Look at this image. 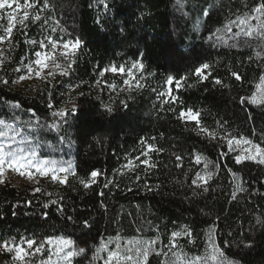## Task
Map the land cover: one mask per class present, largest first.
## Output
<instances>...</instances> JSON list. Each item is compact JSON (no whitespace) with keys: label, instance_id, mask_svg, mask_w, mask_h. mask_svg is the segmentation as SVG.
Segmentation results:
<instances>
[{"label":"trees","instance_id":"trees-1","mask_svg":"<svg viewBox=\"0 0 264 264\" xmlns=\"http://www.w3.org/2000/svg\"><path fill=\"white\" fill-rule=\"evenodd\" d=\"M260 2L49 0L50 7L44 9L41 0L31 9L41 20L30 18L25 27L17 25L2 51L6 58L0 77L8 83H0V119L16 123L40 157L70 162L77 175L67 174V184L49 179L31 186L1 184L0 239L41 242L64 237L77 250L85 249L73 264H103L101 258L93 260V254L110 237L159 236L162 244L157 247H163L173 231L183 232L187 226L194 243L183 234L177 243L196 255L204 253L207 230L215 226L213 238L230 259L264 264V165L250 160L237 164L227 144L228 139L243 136L264 147V105L241 103L264 74V41L233 38L236 27L223 30L229 20L251 14ZM217 28L222 31L217 33ZM47 37L81 39L68 75L57 73L38 83L16 85L21 65L34 59L39 42ZM135 60L145 64L140 88L120 89L117 75L100 76L105 67L128 66ZM203 63L211 65L206 70L211 75L201 81L194 70ZM63 67L67 69L68 61ZM170 75L187 79L173 88L171 96L178 101L170 97L166 103L159 101L158 92ZM216 79L222 84H215ZM112 83L114 90L107 86ZM69 97L76 113L67 122L53 117L54 110L72 107ZM13 103L20 108H13ZM186 108L200 112L201 126L215 132V139L201 133L194 121L178 118ZM54 122L57 129L49 127ZM148 144L159 151L149 152L150 163L156 166L146 169L135 158H145L141 153ZM197 154L206 158V171L213 172L206 185L192 183L197 171H205L203 161L195 163ZM129 159L139 167L126 171L122 166ZM93 170L100 175L85 188L79 181L89 179ZM237 184L244 191L233 200ZM162 259L150 255L149 264H161ZM0 264H12L9 253L0 251Z\"/></svg>","mask_w":264,"mask_h":264},{"label":"snow or ice","instance_id":"snow-or-ice-1","mask_svg":"<svg viewBox=\"0 0 264 264\" xmlns=\"http://www.w3.org/2000/svg\"><path fill=\"white\" fill-rule=\"evenodd\" d=\"M41 0H0V20L6 19V26H3V34H0V44L4 43L6 40L10 41L14 28L19 25L25 27V22L30 18L39 21L41 16L39 14L32 15L30 13L31 9L36 8L37 4ZM43 8L48 9L50 7L49 0H42ZM105 10L108 9V4L104 3ZM207 15V12H205ZM257 21L256 24H252L251 21ZM236 27L238 31L233 33V38L240 37L243 35L249 39L258 38L264 41V0H261L250 13H244L242 15H237L234 20H229L223 27L224 31L232 32V28ZM55 31V29H53ZM222 29L217 28L216 32H221ZM47 44L44 41L39 42V46L42 49H47L48 51H37L35 52L36 59L29 64L25 65L27 68V74L21 75L18 81H24L26 79H31L35 76L38 79H46L47 77H55L58 73L61 76L68 75V69L71 68L72 64L75 63L74 57L77 51L81 48L82 41L79 38L68 39V40H53L51 37H47ZM35 44L36 41H31ZM236 46V45H233ZM257 56L260 55L259 52L256 53ZM58 56L62 57L64 60L68 61L67 69L64 68L58 60ZM5 56L0 52V66L4 64ZM51 65V68H50ZM35 66V67H34ZM211 65L208 63H203L199 67H196L194 74L200 78L201 81L207 80L211 75L210 72L206 73V70L210 69ZM47 70V71H46ZM135 70V71H133ZM145 70V64L141 60H135L131 63V67L126 68L125 65H111L105 67L101 72L100 76H104L105 73L111 72L113 74H126L127 79L123 81L129 89L133 87V81H135V87L140 88V80L144 79L143 75L139 79L136 77V73H143ZM20 71V69H16ZM149 75H154V73H149ZM232 76L236 80H241V76L232 72ZM187 77H181L180 80H175L173 76H168L166 79V84L171 85L175 80L177 87L181 86V80H186ZM0 83L7 84L8 81L0 77ZM100 81H97L99 84ZM215 84H222V81L216 79ZM111 89H115L117 86L115 83L107 85ZM78 87V85H77ZM171 88L168 92L160 93L161 96L171 95ZM80 95H83L81 92ZM247 100L248 103L253 105H264V74L259 77V82L255 85V91L249 97H242L241 103ZM172 102H177L178 98L176 96H171ZM166 103L169 101H165ZM67 103L72 104V98L69 97ZM13 108H20L19 103H13L11 105ZM49 108L53 105L49 103ZM127 107V105H125ZM108 112L112 111L110 106H106ZM174 110V109H173ZM77 111V106L72 104L71 108L62 107L52 112L53 117H59L65 122L66 118L70 115L75 114ZM200 112L194 111L192 108L182 109L179 112V117L181 120L194 121L198 130L211 138H216V133L210 131L209 129L202 127L200 122ZM50 128L57 129L59 127L58 123H52L49 125ZM230 135V134H229ZM264 136V132L261 133ZM17 137H22V130L17 126L16 123L8 122L4 119H0V184L5 183V175L8 172L16 173L22 178H26L29 181L39 182L37 176L40 178H50L53 182L59 184L68 183V173L72 176L77 175L73 165L69 162L67 167L64 166L62 162H58L55 159L41 158L39 153L35 148L29 147L31 141L27 137H22L19 142H17ZM144 143V141H142ZM229 151H233V145L240 148V152L235 156V162L237 164L242 163L245 160L254 161L258 164L264 165V147L260 144L254 143L251 139L246 137H232L227 140ZM25 145V146H20ZM247 147H242V146ZM159 151L155 149L153 145H147V151L141 153L145 158L140 159V156L135 158L139 161V164H143L147 168L155 167L154 163H150L151 158L149 157V152ZM176 160H182V157L176 156ZM204 162V174L200 171L195 173V179L192 180L194 185H198V181L202 184H207L209 180L213 177V172L206 171L208 169V162L206 158L202 157L200 154L195 155V163L197 165ZM139 164L134 163L133 160L129 159L127 164L122 167L133 171ZM179 166V165H178ZM218 167V165H217ZM231 171V169H229ZM65 173V175H61ZM100 175L98 171H91L90 178L80 179V183L85 187L89 188L92 184L96 183L97 177ZM236 177V173H232ZM139 179V176L136 177ZM111 183V181H109ZM107 187V184H105ZM36 192H40L39 187L35 188ZM204 191H208L207 187ZM244 191L240 184L236 185L235 190L231 193V198L236 199L237 192ZM50 195V194H49ZM55 203V201H53ZM47 207V205H45ZM259 222V221H258ZM215 226H210L207 230L208 243L203 254L189 255L184 252L180 245L177 243V239L184 236L189 237V243H194L191 239V230L184 226L183 232L173 231L169 237V242L163 247H157L158 244H162L159 236L152 239H142L139 237L128 239L125 243L121 244L123 239L120 235L115 237H110L108 241H102L100 245L95 249L93 254V260L101 258L103 259V264H149L150 255H156L158 257H164L161 260V264H237L236 261L230 259L221 248V246L215 241L214 237ZM45 244L54 245V252L49 254L47 259H41L39 264H60V261H65L67 264H71L72 258L81 255L85 252L84 248H79L75 251H66L73 246V241L70 239H65L63 237L53 240L49 238L46 241L38 242L34 238H21L20 242H16L15 239H0V251L7 253H14L13 259L19 261L20 264H35L34 258L37 255H42L45 250ZM109 244H114V247H109ZM167 249V250H165ZM179 249V250H177ZM101 253H106V257H102ZM169 253L171 254L169 256ZM55 255L57 258L53 260L52 256Z\"/></svg>","mask_w":264,"mask_h":264},{"label":"rangeland","instance_id":"rangeland-1","mask_svg":"<svg viewBox=\"0 0 264 264\" xmlns=\"http://www.w3.org/2000/svg\"><path fill=\"white\" fill-rule=\"evenodd\" d=\"M206 12V11H205ZM0 15H3V13H0ZM204 16H205V14H204ZM204 16L201 18V23H200V26L202 25V21H203V19H204ZM6 23H7V21H6V19H3V20H0V25L1 26H6ZM251 23L252 24H256L257 23V21H251ZM200 26H199V28H200ZM7 41L8 40H6L4 43H2V44H0V52H2L3 51V48L7 45ZM44 42L47 44V39L46 40H44ZM40 47V46H39ZM48 50H50V46H49V48H47V49H42V48H39V50L38 51H48ZM36 59V56H34V59L33 60H28V61H25L22 65H21V74L18 76V78L15 80V81H18L19 80V77L21 76V75H26L27 74V68L25 67V65H27V64H29L30 62H32V61H34ZM58 60H59V62L61 63V65L62 66H64V64H65V62H66V60H64L62 57H59L58 56ZM35 67V66H34ZM125 67L126 68H128V67H131V64H129L128 66L127 65H125ZM50 68H51V65H50ZM47 71V70H46ZM133 71H135V70H133ZM107 74H109V75H117L120 79H121V87H120V89H129L128 88V86L127 85H125L124 83H123V81L125 80V79H127V76H126V74H124V75H121V74H113V73H111V72H107ZM142 74L141 73H139V72H137L136 73V77H137V79H139L140 78V76H141ZM44 79H38V78H36L35 76H33L31 79H26V80H24V81H19V82H15V84L16 85H18V86H22V85H26V84H31V83H38V82H40V81H43ZM259 82V81H258ZM133 83V87H135V81H133L132 82ZM142 83H143V79L142 80H140V84L142 85ZM132 87V88H133ZM174 87H176V84H175V82L173 81V83L171 84V85H169V84H166V82H165V84L163 85V87L162 88H160L159 89V92H158V99H159V101H166L167 99H169L170 97H171V95H172V91H173V88ZM169 88H171V95H164V96H161L160 95V93H166V92H168V90H169ZM255 91V90H254ZM22 137H27V135L26 134H24V133H22ZM22 137H17V142H19V140L22 138ZM28 138V137H27ZM20 146H25V145H20ZM29 146V145H28ZM30 147V146H29ZM32 148H34L33 146H31ZM242 147H247L246 145L245 146H242ZM233 148H234V150L233 151H230L232 154H234L235 156L236 155H238L239 154V152H240V148H237L235 145H233ZM42 158V157H41ZM135 163V162H134ZM64 164V166L65 167H67V162H64L63 163ZM128 169H126V171H127ZM69 174V173H68ZM61 175H65V173H61ZM37 179H38V181H40V180H45V179H49V180H51L50 178H40L39 176H37ZM6 181H8V182H11L12 183V185H14V186H18V185H20V184H26V185H33V184H35L36 183V181H29V180H27L26 178H22V177H20L19 175H17L16 173H12V172H8V173H6V175H5V182ZM1 185V184H0ZM53 240H55V239H57V238H61V237H51ZM64 238V237H63ZM49 238H46L44 241H46V240H48ZM65 239H67V238H65ZM21 240V239H20ZM20 240H16V242H20ZM128 239H122L121 240V244H123V243H125L126 241H127ZM178 240V239H177ZM115 245L114 244H109V247H114ZM162 247V246H161ZM49 250H52V252H54V245H49V244H45V250H44V252H43V254L42 255H37L35 258H34V260H35V264H39V261L41 260V259H47V257H48V255L49 254H52V252H50ZM75 250H77L74 246H72V248H70V249H66V251H75ZM165 250H167V249H165ZM10 254V256H11V262H12V264H20V262L19 261H15L14 259H13V255H14V253H9ZM101 256L102 257H106V253H101ZM76 257V256H75ZM75 257H73L72 258V261H71V264H73V259L75 258ZM52 258H53V260H56L57 258L55 257V255H53L52 256ZM60 264H67V262H65V261H60Z\"/></svg>","mask_w":264,"mask_h":264}]
</instances>
